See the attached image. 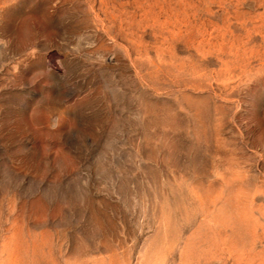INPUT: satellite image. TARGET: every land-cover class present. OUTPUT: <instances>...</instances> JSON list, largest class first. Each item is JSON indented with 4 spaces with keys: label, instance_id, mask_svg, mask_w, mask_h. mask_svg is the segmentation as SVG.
<instances>
[{
    "label": "rangeland",
    "instance_id": "1",
    "mask_svg": "<svg viewBox=\"0 0 264 264\" xmlns=\"http://www.w3.org/2000/svg\"><path fill=\"white\" fill-rule=\"evenodd\" d=\"M0 264H264V0H0Z\"/></svg>",
    "mask_w": 264,
    "mask_h": 264
}]
</instances>
